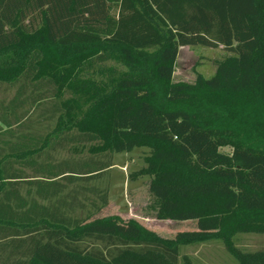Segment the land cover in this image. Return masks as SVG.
I'll list each match as a JSON object with an SVG mask.
<instances>
[{"label":"trees","instance_id":"trees-1","mask_svg":"<svg viewBox=\"0 0 264 264\" xmlns=\"http://www.w3.org/2000/svg\"><path fill=\"white\" fill-rule=\"evenodd\" d=\"M93 46L148 65L95 78L60 61ZM188 46L229 55L210 78L174 82ZM0 94V264H182V246L210 240L264 264V250L237 246L264 235V0H0ZM79 146L91 155H52ZM139 148L158 219L197 231L168 242L133 220H91L109 198L90 184Z\"/></svg>","mask_w":264,"mask_h":264},{"label":"rangeland","instance_id":"rangeland-1","mask_svg":"<svg viewBox=\"0 0 264 264\" xmlns=\"http://www.w3.org/2000/svg\"><path fill=\"white\" fill-rule=\"evenodd\" d=\"M47 52L49 56L54 57L56 55L54 50H47ZM114 53L117 52L101 46L70 49L61 52L60 61L61 63L68 62L65 66L70 65L73 60L81 62L85 66L84 76L95 78H101L98 73L100 70L115 69L119 73H135L143 71L148 65L145 62L140 66L127 65L115 60L113 58ZM228 55L229 53L223 46L218 48L181 47L174 82L194 84L199 75L210 78L216 72L217 62ZM57 56L59 57V55ZM4 97L3 94H0V101ZM64 98L71 99L73 95L66 93ZM159 102L160 106H169L164 103L163 99ZM89 149V146H79L66 151H58L52 155L59 161L68 158L86 159L91 155ZM222 152L230 154L231 149L225 148ZM150 154L149 148H139L132 152L112 155L111 167L107 169L104 177L90 184L108 192L109 204L95 214L91 220L106 218H116L123 221L133 220L157 238L168 242L174 241L179 232L197 231L198 222L197 220L158 219V203L149 191L152 176L142 173V170L147 167L146 158ZM26 172L31 173L30 170H26ZM77 216L85 218L86 213L79 212ZM237 246L249 252L263 251L264 235H238ZM181 256L182 264L187 258L191 260V264H237L220 240L182 246Z\"/></svg>","mask_w":264,"mask_h":264}]
</instances>
